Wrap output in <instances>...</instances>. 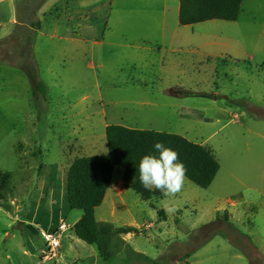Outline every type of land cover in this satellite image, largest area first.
I'll return each instance as SVG.
<instances>
[{
  "label": "rangeland",
  "instance_id": "374dc122",
  "mask_svg": "<svg viewBox=\"0 0 264 264\" xmlns=\"http://www.w3.org/2000/svg\"><path fill=\"white\" fill-rule=\"evenodd\" d=\"M107 1L0 3V65L33 66L48 86L46 99L33 97L37 119L25 98L10 103L9 114L0 107V167L8 175L0 200V264H264V0H243L236 21L194 24L203 37L216 35L229 45L218 46L217 57L167 54L165 65L147 52L128 56L109 44L141 31L128 9L160 0H110L109 9ZM175 4L170 0V20ZM11 5L19 24L11 23ZM107 10L108 27L102 22ZM62 13L69 34L106 33L105 44L71 56L43 37L36 59L19 57L20 50H35L32 41L46 33L49 16ZM106 124L178 133L210 148L221 165L208 188L184 177L179 192L150 200L128 188L124 167L116 168L97 220L138 227L140 234L124 237L151 261L130 255L104 261L96 245L73 234L83 211L69 205L68 171L78 157L108 152ZM25 158L31 169L39 165L38 178L36 169H22ZM41 231L55 233L60 247L52 249Z\"/></svg>",
  "mask_w": 264,
  "mask_h": 264
},
{
  "label": "trees",
  "instance_id": "16d2710c",
  "mask_svg": "<svg viewBox=\"0 0 264 264\" xmlns=\"http://www.w3.org/2000/svg\"><path fill=\"white\" fill-rule=\"evenodd\" d=\"M243 0H180L179 21L183 25H194L209 20L236 21L242 10ZM25 70V69H24ZM33 86V95L39 93L46 99L47 84L33 66L25 70ZM106 137L109 150L104 154L76 158L67 175V198L72 209L82 210L81 218L73 231L84 242L96 245L101 258L109 261L113 257L130 255L153 260L131 247L124 236L140 234L133 225L115 226L98 221L96 209L103 203L118 166L124 167L123 180L143 200L165 195L158 190H146L139 180V163L145 155H158L154 145L163 143L177 153L178 162L187 179L201 188H208L221 168L220 162L207 146L193 142L178 133L152 129L131 128L122 124H108ZM8 175L0 170V200L5 198L4 188Z\"/></svg>",
  "mask_w": 264,
  "mask_h": 264
},
{
  "label": "crops",
  "instance_id": "0c3cea01",
  "mask_svg": "<svg viewBox=\"0 0 264 264\" xmlns=\"http://www.w3.org/2000/svg\"><path fill=\"white\" fill-rule=\"evenodd\" d=\"M9 1V0H0L1 2ZM108 9L110 8V0ZM108 1L106 3H108ZM176 1L175 6V14L174 19L170 20L167 17V13L170 9V0H160L156 1L155 4H148L145 8H136L132 7L128 9L130 11V18L138 20L137 23L139 27H141V31H135L131 34L123 35L119 40H114L110 42L114 49L118 52H123L128 56L134 54H140L141 52L146 53V55L153 56L155 59L159 61L162 65H165L166 60L163 57H166L167 54H177L184 52L196 51L199 54L208 55L211 57H217L219 54L217 48L218 46H229L227 43L219 41L216 35H208L203 37L199 34L194 28L195 25H183L179 21V13H180V0ZM243 6V2H242ZM11 23L19 24L17 19L16 12L14 10L15 6L11 5ZM81 9V14L89 13L90 10ZM97 9H93L96 11ZM110 11L107 10L105 13V17L103 18V24L105 26L110 25ZM98 13L99 10H97ZM64 17H60L59 15L49 16V19L46 21L45 30L46 33H42L38 35L37 39H33L32 43L35 44V50L32 53L25 52L24 50H20L18 53L19 57H27L26 58H35L38 54L39 41L43 37L47 40V43L50 46L55 45L57 51L61 49L64 55L67 52H72L71 56L74 52H82L84 50L91 49L92 52H96L97 48H100L105 44V34H94L91 36L88 34H69L67 27L63 26ZM218 20V19H216ZM67 24V23H66ZM136 25V24H135ZM43 27V28H44ZM65 28V29H64ZM109 29V28H108ZM107 29V30H108ZM135 29V28H134ZM132 29V30H134ZM43 31V32H44ZM9 34V33H8ZM7 36V35H6ZM4 36H0V39H3ZM109 38V35L106 37ZM35 42V43H34ZM89 43L92 44L91 48L89 47ZM44 45V44H43ZM45 46V45H44ZM88 47V48H87ZM112 47V48H113ZM229 50L225 49L221 53H227ZM36 53V54H35ZM36 55V56H35ZM53 59V58H52ZM65 63H61V67H65ZM91 65H93L91 63ZM0 107L2 108V112L6 115L9 114L12 110L10 103L17 101L18 98H25L30 105V112L33 113L35 118L38 117L34 114V106H33V86L31 81L29 80L26 72L22 70V68L15 66L13 64L5 63L0 65ZM51 69V68H50ZM108 124H106L107 126ZM25 162L22 163V169L25 172L32 173L33 169H36L37 178L39 177V165L31 167L27 163V159L25 158ZM0 170L7 174L1 167ZM23 180L25 186H28L31 182L30 178L25 176ZM123 180V179H122ZM51 181V180H50ZM124 182V180H123ZM39 179H37V185L39 184ZM48 181H44L43 186H46ZM125 184V182H124ZM112 185V183H111ZM110 185V186H111ZM50 187L49 194L54 198V193L52 191L51 184H48ZM42 196V195H41ZM50 197V198H51ZM15 200V199H14ZM54 201V200H52ZM59 218H61V212H59ZM81 214H79L74 222V224L81 218ZM64 219V218H61ZM54 218H50V222L53 221ZM57 223V220H55ZM48 223V222H47ZM53 223V222H52ZM49 224V223H48ZM49 226L47 229L51 231ZM73 230V229H72ZM74 236L76 234L73 231ZM77 237V236H76ZM78 238V237H77ZM80 239V238H79Z\"/></svg>",
  "mask_w": 264,
  "mask_h": 264
},
{
  "label": "clouds",
  "instance_id": "9594fccd",
  "mask_svg": "<svg viewBox=\"0 0 264 264\" xmlns=\"http://www.w3.org/2000/svg\"><path fill=\"white\" fill-rule=\"evenodd\" d=\"M154 148L158 155H145L139 163V180L149 191L158 190L165 196L173 195L182 188L185 169L178 162L177 153L157 142Z\"/></svg>",
  "mask_w": 264,
  "mask_h": 264
},
{
  "label": "built area",
  "instance_id": "2783aa9c",
  "mask_svg": "<svg viewBox=\"0 0 264 264\" xmlns=\"http://www.w3.org/2000/svg\"><path fill=\"white\" fill-rule=\"evenodd\" d=\"M59 228L62 231L66 230V224H65L64 219L59 221ZM41 234H42V237L50 243L52 249H58L60 247L61 241L56 236L55 233H51L48 231H41Z\"/></svg>",
  "mask_w": 264,
  "mask_h": 264
}]
</instances>
